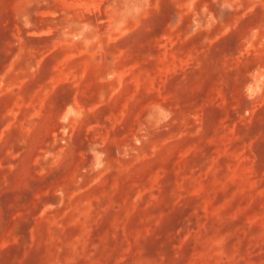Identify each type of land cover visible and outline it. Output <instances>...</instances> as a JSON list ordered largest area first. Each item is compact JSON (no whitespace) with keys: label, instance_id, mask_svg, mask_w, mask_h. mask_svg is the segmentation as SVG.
<instances>
[{"label":"rangeland","instance_id":"obj_1","mask_svg":"<svg viewBox=\"0 0 264 264\" xmlns=\"http://www.w3.org/2000/svg\"><path fill=\"white\" fill-rule=\"evenodd\" d=\"M0 264H264V0H0Z\"/></svg>","mask_w":264,"mask_h":264}]
</instances>
